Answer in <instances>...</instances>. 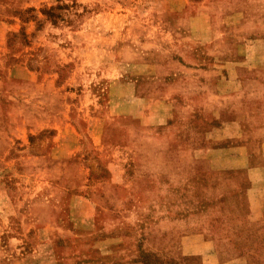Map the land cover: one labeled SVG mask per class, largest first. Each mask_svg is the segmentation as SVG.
Returning a JSON list of instances; mask_svg holds the SVG:
<instances>
[{"label": "rangeland", "instance_id": "rangeland-1", "mask_svg": "<svg viewBox=\"0 0 264 264\" xmlns=\"http://www.w3.org/2000/svg\"><path fill=\"white\" fill-rule=\"evenodd\" d=\"M263 3L0 0V264H264Z\"/></svg>", "mask_w": 264, "mask_h": 264}, {"label": "crops", "instance_id": "crops-1", "mask_svg": "<svg viewBox=\"0 0 264 264\" xmlns=\"http://www.w3.org/2000/svg\"><path fill=\"white\" fill-rule=\"evenodd\" d=\"M264 5V3H263ZM247 16H251V17H262V23L264 24V10H262V13L260 16H257L256 14L253 13V15H247ZM263 40H264V35H263ZM249 54L248 51L246 52V59L249 57ZM254 56V54L252 55ZM248 60V59H247ZM237 63H235L236 65ZM212 66L213 67H220L222 66L221 63H218V62H214L212 63ZM256 68H259L261 69L262 71H264V55L262 56V60L255 64V62L251 61L249 62L246 61V66H245V70H246V75H247V78H244L245 80V86L247 87H250V86H254L253 84L255 85H258L262 88V91H263V97L264 98V79H254V78H249L250 77V71L255 70ZM174 85V83L176 84V82H172ZM216 86V85H214ZM216 92V91H215ZM246 94L244 95H241V101L244 102V105H243V109L241 110H237L236 108H234L233 111H230L229 112V125H236V124H243L244 122H249L250 120V113L249 111H247L245 108H246V103H248L247 100H249V96H248V90H246ZM216 94V93H215ZM216 97H218L219 95H215ZM234 95L231 96V98L234 100V101H238L239 99H237V97H235L234 99ZM213 114H217V111L214 110L212 112ZM219 114V113H218ZM264 117V116H263ZM227 124V123H226ZM255 130V134L253 133H250L249 135L252 136V137H255V138H258V139H261V145L264 147V123H262V125L260 127H257V128H254ZM244 132V131H242ZM254 142V139H252V141H250V144L252 145ZM222 142H217L216 138L213 139V141L211 142L210 145L206 146V147H202L201 149L198 150V153H194L193 156H195L196 158L194 159H190V162L188 163V165H186L185 163H182L183 166H193L195 168V170L197 172H204V171H209V170H215V172H217L218 170H221V169H224L226 167H235L233 166V164L236 165V167H251L252 170L255 169V167H261L260 169H262V171L259 169V172L261 174V177L258 179L256 178H253L252 176V180H251V176L250 174L247 172V177L249 176L250 180H251V183H250V186H246V190L244 191V193H246V196L248 198V201L251 200L252 198L254 199V197L256 198V201L257 203H259V207L257 209H252V214L251 216H253V218H258L260 216H262L263 214V211H264V202L262 201L261 199V196L262 194H260L259 196L256 195L257 192H260V191H263L264 193V164H256L254 160L252 159H249L248 155L246 154L242 159H239V160H232L230 164H228L227 162L223 161V162H220L219 159L217 158V154L216 152L221 150L220 147H218ZM245 145V144H244ZM230 147V146H229ZM243 144H240V145H236L234 147H230V151H234V152H238L239 149L243 148ZM246 148L249 147V142L246 143L245 145ZM184 152H187V151H190V153L192 152V149H185L183 150ZM251 171V170H249ZM262 172V173H261ZM254 173V172H253ZM255 177V176H254ZM256 179V180H255ZM257 185L258 186V189L257 188H254V186ZM262 189V190H261Z\"/></svg>", "mask_w": 264, "mask_h": 264}]
</instances>
